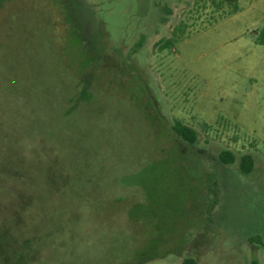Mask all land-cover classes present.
I'll return each instance as SVG.
<instances>
[{
  "label": "rangeland",
  "instance_id": "obj_1",
  "mask_svg": "<svg viewBox=\"0 0 264 264\" xmlns=\"http://www.w3.org/2000/svg\"><path fill=\"white\" fill-rule=\"evenodd\" d=\"M263 28L264 0H0V264H264Z\"/></svg>",
  "mask_w": 264,
  "mask_h": 264
},
{
  "label": "trees",
  "instance_id": "obj_2",
  "mask_svg": "<svg viewBox=\"0 0 264 264\" xmlns=\"http://www.w3.org/2000/svg\"><path fill=\"white\" fill-rule=\"evenodd\" d=\"M235 13H236V8L233 7L232 14ZM257 45L264 47V28L259 34ZM171 132L178 141L188 146L191 145L194 146L196 144L197 140L195 133L184 126H181L180 124H175L171 128ZM217 160L221 165L227 166V165H232L234 163L235 158L230 153L222 151L218 154ZM252 166L253 163L250 157L244 156L239 159V169L243 175L249 174V172L252 170ZM3 236L4 234L0 236V241H2V239L4 238ZM181 264H195V263L192 260H184ZM249 264H256V263L251 261Z\"/></svg>",
  "mask_w": 264,
  "mask_h": 264
},
{
  "label": "flooded vegetation",
  "instance_id": "obj_3",
  "mask_svg": "<svg viewBox=\"0 0 264 264\" xmlns=\"http://www.w3.org/2000/svg\"><path fill=\"white\" fill-rule=\"evenodd\" d=\"M191 146H192V145H191ZM191 146H190V147H191Z\"/></svg>",
  "mask_w": 264,
  "mask_h": 264
},
{
  "label": "crops",
  "instance_id": "obj_4",
  "mask_svg": "<svg viewBox=\"0 0 264 264\" xmlns=\"http://www.w3.org/2000/svg\"><path fill=\"white\" fill-rule=\"evenodd\" d=\"M249 264V263H248Z\"/></svg>",
  "mask_w": 264,
  "mask_h": 264
}]
</instances>
